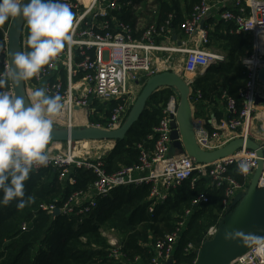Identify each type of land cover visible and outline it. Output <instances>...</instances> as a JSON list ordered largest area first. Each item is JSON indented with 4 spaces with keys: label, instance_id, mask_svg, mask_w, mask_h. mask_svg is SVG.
I'll return each mask as SVG.
<instances>
[{
    "label": "built area",
    "instance_id": "built-area-1",
    "mask_svg": "<svg viewBox=\"0 0 264 264\" xmlns=\"http://www.w3.org/2000/svg\"><path fill=\"white\" fill-rule=\"evenodd\" d=\"M66 2L74 13L70 25L71 39L54 58V68L49 69L45 66L38 77L24 82L27 96H30L32 90L39 86L46 88L49 94L59 93L62 96L63 105L69 104L70 108L61 123H66L67 118L70 127L76 124L78 119L88 120L95 101L122 99L124 103L111 110L106 125L93 123V126L107 129L120 127L125 121L130 103L128 95L131 93L132 86L140 82L143 77L148 78L160 71L159 64L156 63L159 60V57L155 55L156 52L182 53L184 55L183 72L190 77L195 76L188 80L193 85L195 78L202 75L211 62L225 58L224 54L216 53L212 49L209 29L205 25L201 26L202 21L217 15L232 25L229 30L231 33L248 34L254 40L252 53L243 59L247 71V81L241 91L243 108L238 111L236 99L224 91L226 118L209 129L203 118L194 117L195 138L198 145L205 150H215L238 137H243L245 140L252 138L261 146L263 157L258 155L257 150L248 148L246 143L233 155L210 163H197L186 152H173L171 123L176 118L179 105V97L174 93L164 106L163 117L154 128L157 137L153 150L143 149L138 162L123 166L116 172L106 171L103 157L95 160L77 157L71 150L73 147L71 141L67 142L68 149L65 151L59 149L57 142L48 143V165L34 167V171L54 167L60 171V179H63L68 175L71 167L83 166L92 169L97 175L92 191L73 192L59 207L60 212L87 213L97 206L98 197L109 195L116 187L130 184L150 183L149 198L153 204H156L167 200L172 190L184 180L191 179L194 185L198 178H206L208 188H223V208L227 210L235 196L250 184L259 161L261 159L264 161V138L254 137L251 126L252 111L264 109V103L256 104L259 86L264 87V81L261 78V72L264 71V0H199L193 11L179 26L185 35V39L179 44L175 38V30L169 27V19L161 25L156 23L150 25L141 38H134L132 27L123 22L116 24V32L108 30L103 33L95 29L100 18H106L112 11L121 8L123 5L121 0H91L89 4H86L84 0H66ZM124 5H132V1ZM171 17L173 16L170 15V19ZM99 25L104 29L110 27L108 21H103ZM9 26L10 24L2 28L6 47L0 63L4 68L10 63L7 44ZM26 37L27 25L24 23L22 50L26 49ZM88 49H93L94 54H90ZM77 56L82 58L78 61ZM62 69L65 77L62 78L60 74L55 76ZM80 72L83 74L78 77L77 74ZM8 91L12 95L15 94L11 83ZM196 97H201L200 90H197ZM242 161H246L248 167L247 171L239 169L243 178L240 181L231 172L239 168ZM70 181L74 182L75 179L70 178ZM258 187L264 189V166ZM209 201L210 195L207 191L200 192L191 199L190 206L185 209L175 229L151 243L149 264H166L170 259L173 264H176L174 253L188 217L194 208ZM75 205H79V209H75ZM40 206L50 213H53L57 207L55 204L44 203ZM22 228L25 229L26 224H23ZM213 231L214 229L211 233ZM107 238L111 245L109 256L124 261L126 254L122 251L121 240L112 235H107ZM185 249L187 251L194 249V244L189 242ZM133 263L140 264L141 257L136 256ZM230 264H264V241L253 245Z\"/></svg>",
    "mask_w": 264,
    "mask_h": 264
},
{
    "label": "trees",
    "instance_id": "trees-1",
    "mask_svg": "<svg viewBox=\"0 0 264 264\" xmlns=\"http://www.w3.org/2000/svg\"><path fill=\"white\" fill-rule=\"evenodd\" d=\"M86 1L84 0L85 3ZM128 1H132V5H124ZM198 2L199 0H121V8L112 11L106 18H100L95 29L103 33L108 30L116 32V24L123 22L132 27L134 38H141L150 25H161L169 19V27L177 31ZM170 15L173 16L171 19ZM144 18H147L148 23L143 24ZM103 21H108L109 29L99 25ZM209 22H213L216 27L209 30V36L226 40L228 52L223 60L212 63L195 79L191 100L196 106H200L203 101L205 104L223 101L222 104L226 105L223 98L226 91L236 99L238 111H241V91L247 81L242 58L252 50V36L231 33L229 30L232 25L220 18H211ZM5 47L4 31L0 27V59ZM87 51L94 54L93 49ZM81 58L77 56L76 60ZM3 69L0 63V70ZM59 74L62 78L65 77L63 69ZM82 74L80 72L77 75L80 77ZM164 90L154 94L152 98L161 99L159 95L162 96ZM197 90L201 91L200 98L196 97ZM161 100L164 101L163 97ZM123 103L122 99L96 101L95 114L90 116L91 122L106 125L111 110ZM165 103L164 101L161 107L147 106L126 137L116 140L114 148L102 158L108 173L138 162L143 149L153 150L157 137L154 128L163 117ZM195 114L200 116L197 110ZM208 128L212 129L210 125ZM231 173L238 180H243L239 168L233 169ZM70 178L75 181L71 182ZM96 179L94 171L83 166L71 167L65 179H60V171L54 167L33 170L25 181V194L26 197L34 196V202L23 209H17L15 201L7 206H0V264H134L136 256L141 257L140 264H149L151 243L175 229L194 196L207 191L210 201L194 208L189 219L199 216L203 207L214 198L218 208L223 206V188H208L207 179L198 178L194 185L191 179L184 180L172 190L167 200L156 204L149 198L151 184L144 183L116 187L109 195L98 197L97 206L87 213L60 212L53 215L41 208L43 203L61 207L75 191L91 192ZM79 207L75 205V209ZM192 218L189 222L187 219L174 253L176 264H182L183 261H191L190 264H193L197 258V250L185 249L191 240H197L188 237ZM23 224H26L25 229L22 228ZM109 228L122 234V251L126 254L124 261L109 256L111 245L103 234V230Z\"/></svg>",
    "mask_w": 264,
    "mask_h": 264
},
{
    "label": "clouds",
    "instance_id": "clouds-1",
    "mask_svg": "<svg viewBox=\"0 0 264 264\" xmlns=\"http://www.w3.org/2000/svg\"><path fill=\"white\" fill-rule=\"evenodd\" d=\"M73 16L66 0H0V25L14 19L27 25L26 49L10 52L9 65L0 70V206L15 201L23 209L34 202V196L26 197L25 181L34 167H47L52 117L64 107L62 96L44 87L21 97L7 86L38 77L45 66L55 67L54 58L71 39ZM247 167L240 162L241 171Z\"/></svg>",
    "mask_w": 264,
    "mask_h": 264
},
{
    "label": "water",
    "instance_id": "water-1",
    "mask_svg": "<svg viewBox=\"0 0 264 264\" xmlns=\"http://www.w3.org/2000/svg\"><path fill=\"white\" fill-rule=\"evenodd\" d=\"M24 21L11 20L8 35L9 53L22 50L21 40ZM205 21L201 26L204 27ZM217 59L216 61H221ZM211 62L207 68L214 62ZM264 81V72H261ZM15 94L21 97L27 96L24 83L11 84ZM163 87H171L179 97V105L176 118L172 121V147L181 153L186 152L197 163H210L221 158L228 157L237 152L246 143V146L257 150L262 158L263 151L257 141L252 138L245 140L238 137L215 150L201 148L195 138L194 117L195 112L191 98L193 96L191 83L180 72L173 69L159 71L147 78L139 96L131 107L123 124L116 129H107L97 126L82 128L55 129L50 131V140L80 141V140H112L124 139L133 124L143 114L150 96ZM264 103V99L256 98V104ZM49 140V141H50ZM264 161L261 159L255 168L254 174L246 192H239L226 215L219 223L218 231L213 238L206 240L198 251L193 264H230L237 257L247 252L253 245L264 241V189L258 187L259 178L263 171ZM60 214L57 206L53 215ZM166 264H173L172 259Z\"/></svg>",
    "mask_w": 264,
    "mask_h": 264
},
{
    "label": "rangeland",
    "instance_id": "rangeland-1",
    "mask_svg": "<svg viewBox=\"0 0 264 264\" xmlns=\"http://www.w3.org/2000/svg\"><path fill=\"white\" fill-rule=\"evenodd\" d=\"M139 6H141V5H139ZM141 10H142V7H141ZM142 22H143V24L148 23L147 18L146 19L144 18V20H142ZM9 24H10V20L7 21L6 25L3 27L5 28ZM251 42H252V50L250 51V53L248 55H250L253 51V44H254L253 38L251 39ZM210 43L212 45V49L216 53L224 54L227 56L228 42L226 40L218 39L215 36L211 35L210 36ZM155 55L157 57H159V60L156 61V63L159 64L158 66H160L162 71L166 70V69H164V67L167 64L170 67H173V69L175 71H177V72L180 71L181 75L183 76L184 55L182 53H180V52L170 53V52H163L162 51V52H156ZM244 58H242V64L243 65H244V63H243ZM146 80H147L146 77L142 78L143 84L145 83ZM143 84L141 85V87H138V90H136L135 93L131 94V96H132L131 99H133V102H135L137 97L139 96L140 91L143 87ZM259 90H260L259 94H258L259 98L264 99V87H263V85L259 86ZM174 93L175 92L171 87H166L162 96L159 95V97L161 99L163 97L164 101L167 103L170 96ZM94 103L92 105L93 107H94ZM131 105H132V103H129L124 120L127 118L128 114H129V110H130ZM93 109L94 110L91 111L89 114L88 120H86L84 118H82L81 120L78 119L76 121V124H73L70 127L71 128H82L84 126H86V127L93 126V123L90 120V116H94V114H95V108H93ZM52 118L54 120L53 128H55V129H67V128H69V123H68L67 118L65 120L66 123H61L62 119L58 118L57 116L55 117L53 115ZM262 118H264V109H257L255 111L254 110L252 111V113H251L252 132L259 134L261 136V138H264V120ZM49 142H57V144H58L57 146L59 147V149H61L63 151L68 149V144H67V141H65V140H50ZM72 142H73V144H72L73 147L71 148V150L75 153V155L77 157H80V158L82 157V158H87V159H92V160L106 156L107 153L114 148L115 143H116V141L105 140V139L104 140H94V139L80 140V141H72ZM247 188L243 191V193L246 192ZM217 205L218 204L215 202V198H214L213 201H211L209 204H207L203 207V212L200 213L199 216H197L195 218L190 217V219L188 218V222H189V220L191 221V218L193 221L189 227L188 237H189V239L190 238H197L196 241L191 240L192 243L194 244V250L199 251L200 248L202 247V245L205 243V241L213 238L214 235L217 233L218 227H219L218 225H219L220 221L222 220V218L226 215V212H227V210H225L223 208V206H222V208H218ZM212 229H214L213 233H211ZM103 234L105 236H107V235L117 236L119 239L122 238V234L119 231H117L115 229H111V228L104 229ZM197 255H198V252H197ZM190 262L191 261H186V262L183 261L182 264H190Z\"/></svg>",
    "mask_w": 264,
    "mask_h": 264
},
{
    "label": "crops",
    "instance_id": "crops-1",
    "mask_svg": "<svg viewBox=\"0 0 264 264\" xmlns=\"http://www.w3.org/2000/svg\"><path fill=\"white\" fill-rule=\"evenodd\" d=\"M211 18H213V19H217V18H219L217 15H212V16H210L206 21H205V27H207L209 30L210 29H215L216 27H215V25H214V23L213 22H209V20L211 19ZM7 23V22H6ZM6 23L4 24V25H0V27L1 28H4L3 26H5L6 25ZM176 32V34H175V38H176V41H177V43L179 44V43H181V41H183V39H185V35H184V33L182 32V30L179 28L177 31H175ZM209 40H210V36H209ZM210 45H211V43H210ZM211 47H212V45H211ZM225 57H226V55H225ZM166 64V63H165ZM170 66L169 65H165V67H164V69H167V68H169ZM159 68H160V66H159ZM172 69H173V67H171ZM174 70V69H173ZM61 71V70H60ZM60 71H58L57 73H56V75L55 76H57L58 74H59V72ZM160 71H162V69L160 68ZM180 72V71H179ZM183 76H184V78L186 79V80H190L191 79V77L193 78V77H195V76H191L190 77V75H188V74H185L184 72H183ZM199 76V75H198ZM197 76V77H198ZM196 77V78H197ZM195 78V79H196ZM143 84V82H142V80L140 81V82H137V83H135L134 84V86H132V89H131V93L128 95V98L130 99V103H132V105H131V107L133 106V104H134V102H133V99H131L132 98V96H131V94H133V93H135L136 92V90H138V87H141V85ZM194 84V83H193ZM192 86V89H193V85H191ZM39 87H41V86H39ZM166 87H163V88H161V89H159V90H157V91H155L151 96H150V98H149V100L147 101V105H146V107L147 106H150V107H161V106H163L164 105V101H162L161 99H159V98H155V97H153L152 98V96L154 95V94H159V93H161L164 89H165ZM135 98V97H134ZM192 101V100H191ZM96 102V101H95ZM99 102H101V101H99ZM103 102V101H102ZM104 102H106V101H104ZM223 103V101H220V103L219 102H216V103H212V104H205V101H203V102H201L199 105L200 106H196L195 104H194V101H192V104H193V108H194V112H196V110L198 111V113H200V116H196V114H195V117H201V118H203L205 121H206V123H207V126L208 125H210L211 127H213L214 126V124H217V123H220L222 120H224L225 118H226V116H227V113H226V105H223L222 104ZM224 103H225V100H224ZM93 105V104H92ZM204 105V106H203ZM131 107H130V109H131ZM92 108H95L96 109V107L94 106H92ZM94 110V109H93ZM130 111V110H129ZM219 116H220V118L221 119H219ZM253 135H254V137H256V138H258V139H261L260 138V135L259 134H256V133H253ZM176 152V151H178V150H176V149H173V152ZM63 179H65V178H63Z\"/></svg>",
    "mask_w": 264,
    "mask_h": 264
},
{
    "label": "bare ground",
    "instance_id": "bare-ground-1",
    "mask_svg": "<svg viewBox=\"0 0 264 264\" xmlns=\"http://www.w3.org/2000/svg\"><path fill=\"white\" fill-rule=\"evenodd\" d=\"M90 1H91V0H87V1H86V4H89ZM69 108H70V105L67 104L66 106H64V107L60 110L59 113L56 114V116H57L58 118H60V119L65 118V115H66V113H67V111H68ZM56 116H55V117H56ZM262 119L264 120V118H262ZM85 121H86V120H85ZM78 123H79V122H78ZM81 123H82V122H81ZM71 142H72V141H71Z\"/></svg>",
    "mask_w": 264,
    "mask_h": 264
}]
</instances>
